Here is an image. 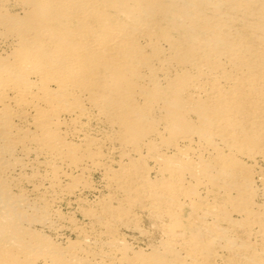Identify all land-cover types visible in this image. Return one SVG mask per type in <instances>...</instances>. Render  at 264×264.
Returning a JSON list of instances; mask_svg holds the SVG:
<instances>
[{"label": "bare ground", "instance_id": "bare-ground-1", "mask_svg": "<svg viewBox=\"0 0 264 264\" xmlns=\"http://www.w3.org/2000/svg\"><path fill=\"white\" fill-rule=\"evenodd\" d=\"M0 264H264V0H0Z\"/></svg>", "mask_w": 264, "mask_h": 264}]
</instances>
